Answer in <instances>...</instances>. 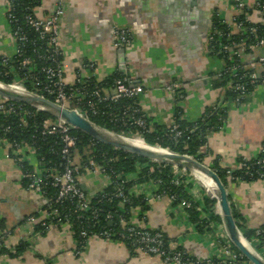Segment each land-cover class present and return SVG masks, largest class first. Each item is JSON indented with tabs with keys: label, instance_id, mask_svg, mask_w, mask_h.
<instances>
[{
	"label": "crops",
	"instance_id": "crops-1",
	"mask_svg": "<svg viewBox=\"0 0 264 264\" xmlns=\"http://www.w3.org/2000/svg\"><path fill=\"white\" fill-rule=\"evenodd\" d=\"M58 1L45 0L39 13L52 14ZM62 1L65 6L60 42L67 84L75 82L90 60L97 63L96 80L103 83L120 75L121 61L126 58L131 78L147 90L140 97V106L158 125L171 127L178 111H182L183 121L195 123L219 101L220 90L214 87V77L220 72L222 61L209 54V39L220 17L233 20L234 10L227 0ZM8 7V0H0V57L12 58L16 42L7 21ZM117 29L131 31V47L116 46ZM175 83L180 86V96L165 90ZM263 142L264 87L260 86L247 105L232 112L225 129L210 136L213 154L206 161L211 165L213 159L220 157L225 161L223 165L233 167L239 156L248 160L258 156ZM12 148L11 143L0 140V238L3 231L10 232L5 239V253L0 249V264H164L158 257L131 254L125 243L117 240L92 238L80 253L75 231L68 225L51 224L43 230L49 220L47 199L28 188L17 161L21 158L42 170L37 166L38 158L33 150L26 149L20 156L18 152L13 154ZM80 182L91 196L111 185L108 178L94 173H84ZM229 184L230 190L234 187L231 194L237 216H242L252 231L264 228L263 183ZM194 187L196 199L208 196L201 182ZM139 193L135 192L143 196ZM132 215L138 225L166 233L174 248L187 249L202 261L214 256L216 264H223L216 257L221 252L218 240L212 232H195L189 211L160 200L146 212L134 209ZM217 225H221L219 232L225 235L221 219ZM26 244L28 249L18 253L17 248ZM245 262L248 263L246 258Z\"/></svg>",
	"mask_w": 264,
	"mask_h": 264
},
{
	"label": "built area",
	"instance_id": "built-area-1",
	"mask_svg": "<svg viewBox=\"0 0 264 264\" xmlns=\"http://www.w3.org/2000/svg\"><path fill=\"white\" fill-rule=\"evenodd\" d=\"M17 1L21 0H8L7 21L11 28V34L16 42V53L14 57L23 58L21 62L22 68H31L32 74L26 78L30 80L33 89H27L23 81H15L13 85L29 90L59 105L78 110L85 117L87 116L85 112H83V106L89 107L93 113H96L98 111L97 105L94 103L93 98L89 100L86 99L88 92L82 86V81L85 80L86 83H89L96 80L97 63L93 60L88 61L83 72L77 75L75 82L67 84L64 63L58 61V58L63 56L60 42V23L64 15V2L59 0L56 4L55 11L50 15H41L38 11L40 8H35V10L34 8L29 9V13L25 15L27 27L38 33L39 37L42 40L48 41L50 45L46 54L40 55L39 57L53 64L39 69L35 66L34 60L24 57V46L28 43V37L21 27L15 26V24L18 23L15 14V2ZM226 3L232 6L231 8L234 10L232 21H228L224 18L222 19L223 23L229 26V31L214 30L209 39V54L213 57L222 54L221 58L218 57L222 61V66L220 72L214 78L220 79L225 75H230L235 79L229 81L224 87L219 88L220 99L216 103L217 108H215V110H223L226 113V116L220 117V131L225 129L231 119L232 112L247 105L249 98L255 93V90L260 86L264 87V35L260 34L259 28L253 24L256 18L257 22L264 24V0H227ZM230 36H241L243 39L238 42L230 41L229 44ZM215 37L218 39H215ZM114 39L117 47H125V49L131 47L134 42L133 34L128 29L115 30ZM216 44L218 46H216ZM216 49L220 51L216 52ZM36 53L39 54L38 51H36ZM228 60H231V64L227 63ZM0 61L6 64L10 62V58L0 57ZM120 76L115 86L110 89L108 93L104 94V91L99 88L89 95V97L94 96L100 102L109 104L110 107L123 98L140 99V97L146 93L147 90L143 84L131 78L128 62L125 63V72L120 73ZM165 90L173 95H178L181 91L179 84L176 83L166 86ZM229 92L234 94L231 100L226 98V94ZM84 95L86 96L84 97ZM180 95L181 94H179V96ZM221 100H223L222 103ZM141 112V109L138 107H126L123 116L119 118V120L123 121L125 126L130 127L131 130L136 127L140 128L138 135L144 137L146 133H151L154 130L152 126L156 123L154 121L149 122V117L147 115H141ZM0 113L4 115H16L20 118V123L23 127H27L28 119L35 116V113L28 110L26 106L2 98H0ZM202 120L205 119L203 118ZM41 130L44 135L60 137L62 142L60 154L66 162L65 169L60 172L55 168H51L50 170L35 169L36 174L28 173L26 175V178L30 180L28 188L43 196L46 195L49 185L58 190L53 201L50 202L51 207L57 209H55L53 216L49 214V216H51L49 218H51V220H56L58 225H68L72 229L74 226L78 227L79 224V235L81 240L78 241V247L80 253L92 238H100L106 241L119 238L121 242L125 243L131 254L158 257L164 264L218 263L213 259L214 256L213 258L211 257L202 261L193 257L187 249L174 248L172 246V239L166 233L153 231L138 224L136 225L124 215H120L118 220V225L121 226L122 229L121 232L116 233L104 229L99 233H94L93 228L97 223H93V221L98 219L102 210L96 209L92 211L89 195L81 188L80 181L83 172L89 171L94 174L99 173L108 178L111 185L114 183L115 191L113 197L121 200L122 204L125 203V205H129L132 202L125 190V185L129 180H125V182L123 180L120 182H115L113 180L118 178L117 171L110 165L116 162L115 158L107 160L106 156H102L104 162H106L103 164L101 161H97L99 155L92 149L85 155H82L77 148L78 139L73 134L74 130L63 121L53 118L46 119L41 124ZM5 132L7 134L10 133L11 128L7 127ZM189 134L203 133L200 127L183 130L180 125L176 123H174L168 131V135L173 136L174 140L182 139ZM211 135H207L206 139L209 140ZM11 146L16 148L20 156L26 149L33 150L34 153L36 152L32 147L24 143H11ZM260 153L264 155V145ZM84 156L88 157L86 161H83ZM17 161H19V163L23 162L21 158H18ZM223 162L225 161H222V163ZM256 165L264 170V157L260 159ZM228 168L227 177L231 180V183H249L241 180V178L235 179L233 177L234 169L247 170L246 174L253 177V175L250 174V169L246 161ZM192 181L193 176L191 174L183 170L172 168L171 184L173 186L186 187V185L191 184ZM255 182H260L264 185V174H260ZM157 186L160 187L159 191H154L153 188ZM163 186L164 183L162 180L155 179L146 186H139L141 189H144L143 192H141L138 187L134 189V192H140L145 197L144 204L147 207L151 206L153 202L166 200L171 206L184 211L193 210L196 206H198V210H201V208L205 209V204L203 203L204 199H196L195 187L189 192H192L194 200L198 205L182 198L176 193L170 194L166 190L163 191ZM233 189L234 187L232 186L231 190L233 191ZM98 197L99 196H96L95 198ZM113 197L109 196L108 198ZM68 203L75 206L73 214L65 208V204ZM58 208H61L62 211L59 212ZM89 212H91V218L87 216ZM210 212L211 211L205 215V218L211 217ZM212 212L217 214L218 209L216 206ZM106 220L113 223L114 217L108 215ZM240 224L242 223L240 222ZM44 226L48 227V224L45 223ZM193 228L195 232H198L195 226ZM211 229L221 249L219 255L216 256L220 262L223 264H245V257L233 248L231 242L225 235L219 232L221 225L211 224ZM254 231L257 238L264 236V228H257ZM205 234H208V232H205ZM9 236L10 232L8 230L3 231V236L0 238V249H2V247L7 248L5 239ZM251 242L255 245L259 243V241Z\"/></svg>",
	"mask_w": 264,
	"mask_h": 264
},
{
	"label": "trees",
	"instance_id": "trees-1",
	"mask_svg": "<svg viewBox=\"0 0 264 264\" xmlns=\"http://www.w3.org/2000/svg\"><path fill=\"white\" fill-rule=\"evenodd\" d=\"M45 0H21L15 2V14L18 19V23L15 24L16 27H21L23 29V32L28 37V43L24 46L25 51V58H30L35 61V66L39 69L49 66L53 64L52 62H46L45 60H42L39 56L45 55L48 49L50 48L49 42L42 40L38 33H36L34 30L27 27V23L25 20V15L29 13V9L35 10V8H41L43 6V2ZM222 17H220L215 24V27L213 30L218 31H229V26L223 23ZM257 19V18H256ZM255 19V20H256ZM254 20V25L259 28L260 34L264 35V24H261L257 22V20ZM215 39H218L215 37ZM243 38L241 36H230L229 37V44L230 41H241ZM227 40V39H226ZM216 46H218L216 44ZM218 48V47H217ZM36 51L39 52L36 53ZM219 49H216V52H219ZM222 54L218 55L216 58H221ZM23 58L22 57H12L10 58L9 63H3L0 61V82L4 84H13L15 81H23L26 85V88L29 90H32V84L30 80H28L26 77L30 76L32 74L31 68L26 69L22 68L21 62ZM243 60V59H242ZM59 62L64 63L63 56L58 58ZM244 61V60H243ZM228 64H231V60L227 61ZM217 76V75H216ZM215 76V77H216ZM120 75H115L111 77L109 80H106L103 83H99L97 80H93L89 83H86L85 80H83V87L88 92V95L86 96V99L89 100L90 98L94 99V103L97 105L98 111L96 113H93L92 110L87 107L83 106V112H85L88 119H90L95 124L118 134H121L123 136H133L138 134V131H140V128L136 127L131 130L130 127L125 126L124 122L119 120L123 116V112L125 111L126 107H133V108H140L141 109V115H147L140 106V99H125L123 98L118 103H115L109 107V104L100 102L97 98L89 97L94 91L101 88L105 93H108L110 89H112L115 86L116 81L120 78ZM235 80L230 75H225L222 78L216 79V82L214 83V87L219 89L224 87L229 81ZM234 97V94L229 92L226 94V98L231 100ZM28 110L35 113V116L31 117L27 121V127H23L21 125V120L16 115H4L0 113V140L8 141L9 143H24L28 144L32 149H34L35 155L38 158V164L37 166L42 170H50L51 168H55L58 172L63 171L65 169V160L62 158V155L60 154V151L62 149V142L59 136H52V135H44L41 130V124L46 119H51L50 116L38 112L33 108H30L26 106ZM217 108L216 104L212 107L208 108L203 116L205 120H200L195 123H186L182 119V111L177 112L176 116V124L180 125V127L183 130L194 128V127H200L203 134H189L186 137L178 140H174L173 136L168 135V131L170 127H165L158 124H153V131L151 133H146L144 135L146 141L149 144L152 145H160L165 148H169L171 150H174L178 153L182 154H188L193 156L194 158L205 162L206 158L209 156H212V151L209 147V140L206 139L207 135H211L213 133L219 132L221 127V120L220 117L226 116V113L223 110H215ZM148 116V115H147ZM149 118V122H152ZM7 127L11 128L10 133H6L5 129ZM73 134L78 139L77 148L80 151L82 155H85L90 149L94 150L96 154L99 156L97 157V161H101L103 164L104 158L102 156H106L107 160L110 158H115L116 162L111 163V167L115 169L118 173V178L113 179L115 182H120L125 180L127 181V184L125 185L126 194L131 199V204H122L121 200L114 198V183L110 185L106 190L103 192L94 194L93 196L89 195L90 201H91V209H101L102 212H100V216L98 219L93 221V223H97L93 231L94 233H99L101 230H109L116 233H119L122 231L121 226L118 225V220L120 215H124L129 220L134 222L137 225V221L133 218L132 211L136 208H142L145 212L148 210V207L144 204V196H139L135 194L134 189H136L139 186H146L150 184L155 179H160L163 181L164 186L162 187V190H166L168 193H176L182 198H185L194 204H197L192 196V189H194L193 184L186 185V187H175L171 184L172 181V168L153 163L151 161H148L146 159H142L139 157H135L132 155H128L126 153H122L120 151H116L110 147L104 146L101 143L93 140L92 138L88 137L87 135L74 131ZM13 154L17 152L16 148H12ZM264 155H261V153L256 156L253 159L244 158L242 156H239L236 159V164H242L246 161L248 168L250 169V174L253 175L251 177L250 175H247V170H238L234 169V175L233 177L241 178V180L249 183H253L257 181L260 174H264V170L260 169L256 163L262 159ZM88 157L84 156L83 161H86ZM21 165L22 170L24 171V175L26 178V175L28 173H34L35 172V166L31 164L30 162H21L19 163ZM212 167L214 170L220 175L222 180L229 184L231 183V180L227 177V172L229 170L228 166H225L222 164V160L220 157H217L212 160L211 162ZM82 173V172H81ZM84 174V172H83ZM26 180V185L28 186L30 183V180L28 178ZM159 191V190H158ZM58 190L51 185L47 188V193L44 195V197L47 199V206H48V214H51L53 216V213L55 209L52 208L50 202L53 201L56 193ZM96 196H99L98 198H95ZM109 196H112L113 198H108ZM205 203V209L198 210V206H196L193 210H187L190 214V219L192 221V224L196 227L197 231L200 233H209L212 232L211 224L217 225L220 222V219L215 214H212V211H214L215 208V201L212 199L204 200ZM201 204V203H199ZM198 205V204H197ZM65 208L67 211H69L71 214H73V211L75 210V206L68 203L65 204ZM59 212L62 211L61 208H58ZM211 214L210 218H205V215L209 212ZM108 215H112L114 217L113 223H110L108 220H106ZM89 218L92 217L91 212L87 214ZM51 217V216H49ZM238 220L243 221V223H246L244 218L242 216H237ZM216 222V223H215ZM48 225L54 224L58 225L56 220H51L49 218ZM246 233V238L250 241H259V243H256L257 248L264 253V236H261L259 238L256 237L255 231H252L250 229H247L244 224L241 226ZM47 227L43 226V230H46ZM79 229L80 226L78 224L77 226H74L73 230L75 231L77 240L80 241V235H79ZM113 240L120 241L119 238H115ZM28 245L25 246H19L17 248L18 253H23L24 250L26 251L28 248ZM2 250L6 251L5 247H2ZM12 252V251H11Z\"/></svg>",
	"mask_w": 264,
	"mask_h": 264
},
{
	"label": "water",
	"instance_id": "water-1",
	"mask_svg": "<svg viewBox=\"0 0 264 264\" xmlns=\"http://www.w3.org/2000/svg\"><path fill=\"white\" fill-rule=\"evenodd\" d=\"M125 62L121 61L120 73L125 72ZM0 98L28 106L38 112L44 113L55 120H60L71 126L74 131L81 132L104 146L110 147L116 151L126 153L135 157L146 159L156 164L165 165L174 169L183 170L191 174L193 178L199 181L198 176H203L211 180L217 191L218 196L207 195L214 200L217 209H222V214L217 212L222 221V227L225 236L247 260L245 264H264V256L260 253L257 246L246 238L245 230L241 227L240 221L234 208V198L231 191L220 175L214 170L208 162H202L191 155L178 153L169 148L160 145L149 144L145 137L138 134L133 136H123L121 134L109 131L82 115L78 110L59 105L47 98L37 95L29 90L15 86L13 84H4L0 82ZM223 100H221V103ZM135 140L143 141L142 145L134 143ZM264 143V142H263ZM86 173H92L85 171ZM99 174V173H97ZM191 184H196L191 182ZM84 192L88 193L87 187L81 185ZM159 186L153 188L158 191ZM206 196V197H208ZM203 198L207 200V198ZM244 226L250 229L251 226L245 223ZM249 246V248H248ZM127 248V246L125 245Z\"/></svg>",
	"mask_w": 264,
	"mask_h": 264
},
{
	"label": "bare ground",
	"instance_id": "bare-ground-1",
	"mask_svg": "<svg viewBox=\"0 0 264 264\" xmlns=\"http://www.w3.org/2000/svg\"><path fill=\"white\" fill-rule=\"evenodd\" d=\"M134 143L137 144V145H139V146L142 145V147H144V143H143V141L135 140ZM198 177H199V176H198ZM200 177L204 179V182L206 183L207 186H208V184H211V185H212V187H213V189H214V191H215V194H216V195H213V194H212V195H213V196H218V195H217V191H216V187H215L214 183H213L211 180H209V179H207V178H205V177H203V176H200ZM208 187H209V186H208ZM209 192H210V191H209ZM218 210H219L218 212H219L220 214H222V209L219 208ZM248 248H249V246H248Z\"/></svg>",
	"mask_w": 264,
	"mask_h": 264
},
{
	"label": "rangeland",
	"instance_id": "rangeland-1",
	"mask_svg": "<svg viewBox=\"0 0 264 264\" xmlns=\"http://www.w3.org/2000/svg\"><path fill=\"white\" fill-rule=\"evenodd\" d=\"M208 162V161H207ZM209 163V162H208ZM199 181L213 194V195H216L215 194V191H214V189H213V187H212V185L211 184H208V186L206 185V183L204 182V179L203 178H201L200 176H199ZM193 182H196L197 184H200V182H198V180H196V178H193ZM206 193H207V191H206ZM260 253L264 256V253L262 252V251H260Z\"/></svg>",
	"mask_w": 264,
	"mask_h": 264
}]
</instances>
